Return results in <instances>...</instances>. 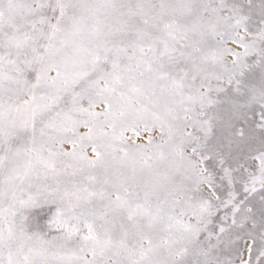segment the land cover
Masks as SVG:
<instances>
[{"label": "snow or ice", "instance_id": "6c2138e0", "mask_svg": "<svg viewBox=\"0 0 264 264\" xmlns=\"http://www.w3.org/2000/svg\"><path fill=\"white\" fill-rule=\"evenodd\" d=\"M0 264H264V0H0Z\"/></svg>", "mask_w": 264, "mask_h": 264}]
</instances>
